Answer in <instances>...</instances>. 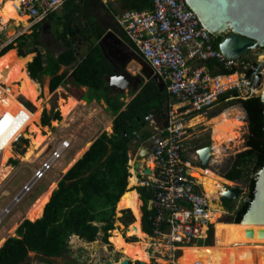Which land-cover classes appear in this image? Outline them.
Segmentation results:
<instances>
[{"label":"trees","instance_id":"obj_1","mask_svg":"<svg viewBox=\"0 0 264 264\" xmlns=\"http://www.w3.org/2000/svg\"><path fill=\"white\" fill-rule=\"evenodd\" d=\"M96 5L108 7L101 0H68L63 6L65 11L63 16L55 11L46 18L62 23L65 28L62 33L59 30L55 31L68 48L58 57L44 54L39 50L41 43L38 27L41 21L33 26L32 34L18 36L0 52V56L14 53L17 60L23 62L26 67L33 58L32 53L36 52L34 60L28 64V71L33 80L42 82L45 76H52L50 84L52 92L70 83L71 86L67 89L69 94L87 102L92 101V97L84 91L85 87L89 88L91 94L99 92L96 98L104 99L115 115L113 132L101 133L85 154L63 174L58 188L45 206L43 216L35 221L25 219L17 228L16 236H11L5 241L0 248V264H27L31 253L39 255L47 264L53 263L54 258L63 257L69 253L70 239L74 235L86 242H94L99 238L100 232H103V240L109 243L110 232L115 229L114 218L117 205L127 191L131 176L129 172L131 144L138 133H142L145 139L159 133L144 129V126L149 124L145 119L146 116L154 109H158L160 113L169 112L170 105L179 102L172 99L167 88L161 90L155 79L142 84L141 90L128 104L115 101L112 95L114 92L105 80V77L113 72V66L99 44V40L107 32V26H103L89 15V8ZM108 8L114 14V9ZM118 8L117 10H121L122 13L128 10L143 11L152 9L153 3L151 0H119ZM79 14L89 19L88 27L81 31L88 44L85 52H80L78 46L72 41L73 37L69 36V32L75 30L73 24L80 25L77 22ZM57 17H61L62 20L56 19ZM113 29L129 42L123 28H118L114 23ZM220 40L221 38L215 43L216 47L219 46ZM32 46L34 48L30 49ZM16 47H19L20 56L15 50ZM206 65L213 73H227V70L216 60L206 62ZM62 66L73 68L72 82L67 81L69 71L60 73ZM252 72L250 70L249 75ZM232 93L234 92H227L223 98ZM57 98L55 94L51 113L44 112V125L61 119L60 111H56ZM236 102L241 104L248 114L249 134L245 149L235 157L225 179H246L249 187L247 197L254 199L256 181L253 174L264 165V102L261 96L238 98ZM165 133L163 132V135ZM6 154L2 153L3 161ZM10 158L12 156L8 155L7 163ZM14 163L17 161L14 160ZM206 170L217 176L214 170ZM138 188L144 202L143 227L148 234L152 235L153 228L148 210L152 192L144 186ZM223 200L227 208L234 209V206H231L233 200L228 198ZM249 206V202L243 201L236 209L234 222H227L225 226L215 225L214 244L202 246L220 244L224 230L237 229ZM127 216L131 218L129 209ZM216 218L217 216H214L212 221Z\"/></svg>","mask_w":264,"mask_h":264},{"label":"built area","instance_id":"obj_2","mask_svg":"<svg viewBox=\"0 0 264 264\" xmlns=\"http://www.w3.org/2000/svg\"><path fill=\"white\" fill-rule=\"evenodd\" d=\"M18 13L28 15L35 23L45 20L49 14L59 11L68 0H17ZM107 4V0H101ZM152 9L128 10L118 22L129 38L133 50L150 65L154 73L167 83L173 99L188 106L187 114L213 118V110L221 102L233 98H250L258 95L264 85V47L254 59L228 58L215 43L222 35L213 34L200 20L187 0H151ZM1 27V24H0ZM216 60L227 73L211 72L206 62ZM252 74L249 75V71ZM261 75V83L255 85ZM5 85L0 83V95ZM227 92H234L224 97ZM226 107H223V111ZM222 111V112H223ZM221 112V113H222ZM23 111L6 112L0 116V162L2 150L9 139L18 133L27 119ZM188 121L172 117L166 132L155 146V166L151 174L142 171L140 186L148 188L152 197L148 203L153 240L160 238L174 252L172 264H177L182 249L202 246L212 236L214 241L216 221L203 184L193 175L198 160L189 152ZM62 139L51 155L34 171L31 180L14 198V202L30 191L34 184L62 157L71 145ZM18 143V139L13 142ZM0 183V193L4 190ZM144 202H142V218ZM223 214L218 221H228ZM178 254V255H176ZM195 264H201L196 261Z\"/></svg>","mask_w":264,"mask_h":264},{"label":"rangeland","instance_id":"obj_3","mask_svg":"<svg viewBox=\"0 0 264 264\" xmlns=\"http://www.w3.org/2000/svg\"><path fill=\"white\" fill-rule=\"evenodd\" d=\"M3 1L4 0H0V5L3 3ZM105 5L110 8L112 7L114 9V14L111 12V10H109L108 7L103 8L101 5H96L89 8V15H91L93 19L101 23V17L103 15L106 16L105 14L108 15L110 14L109 16H111L112 20L109 21H112V23L113 24L115 23L118 28L122 29L121 25L118 22V18L122 14L121 10H117L119 6V0H107V4ZM58 13L60 14V16H63L65 14V11L62 8L58 11ZM22 16H26V15H22ZM78 16L79 17L77 22L80 24L79 26H82L81 27L82 29L88 27L89 19L84 17L82 14H79ZM56 19L62 20L61 17H57ZM46 20L51 22V26L46 25V27L43 29L42 23H44ZM46 20L41 21L40 26L38 27L40 31L39 40L41 43V45L39 46V50H41L44 54H51L53 56L58 57L62 53H64L68 48L64 40H62L55 31L59 30V32L62 33L63 31H65V28L62 23L56 20L54 22L50 19H46ZM26 23H28V27L23 26L22 23L20 26H17L16 28L9 26V28H6L4 31L0 33V52L3 50L5 46H7L10 42L15 40L18 36H21L23 34L33 33L34 30L33 26L37 23H35V21L32 20L29 16L26 19ZM110 27L111 26L108 25V27H106L107 30ZM226 34H228V32L224 33L223 35ZM72 41H74V44L78 46L80 52H85L87 50L88 44L85 42L84 37L81 33L77 34V40L72 39ZM72 41L70 39L71 43H73ZM112 41L113 40L109 38V42ZM33 48L34 46L30 47V49ZM15 50L18 56H20L19 47H16ZM261 52L262 51L260 49L254 50L251 51L246 57H248L249 59H254L256 54H260ZM32 54H33V58H32L33 60L37 55V53L33 52ZM116 60L119 62V64H121V62H123L125 58L121 57V55H118V59ZM127 69L132 74H135V71L143 70V66L140 64L139 61L133 59L128 64ZM135 75H139V74H135ZM36 81L40 84V91H41L40 100H42L40 115L36 125L38 127H41L43 131V135L46 138V141L41 146V148L38 151H36L35 155H33L32 161L30 160L31 162L26 160L25 157L29 147L31 146L32 138L35 136V133H33L30 130V127H28V129L25 130V135L22 136L25 139V144L14 143V146L11 151L2 150V153H7V154L5 156L4 161L1 158L0 174L3 171V169H5V167L7 166L12 167L13 170L7 178H5L4 180H0V183H2L5 187L4 190L0 193V240L2 238L6 240V238L10 236H16V230L18 228V225L16 224V220H18L21 217L28 219L26 216L27 210L30 208L32 203L35 202V199L46 190L51 189L52 185L54 183L56 184V182L62 178L63 168L67 165V163H69L70 161H72V159H74L77 153L81 152V150L85 147V145L80 146V142H83V144L85 142L87 143L88 141L94 139L99 133L106 130L111 131V129L113 128V126L110 123L113 121L114 113L112 112V110L109 109L108 103L104 99L98 100L96 98L100 94L99 92L94 94L88 92L89 96L92 97V101L87 102L84 100L83 102L77 104L73 112H71L69 115H63V113L60 110V100L68 99L70 94L67 89L69 87L63 86L58 88L57 91L52 92L50 90V85H49L50 77L45 76L42 82H40L39 80ZM6 90L7 93L13 92L11 87L9 90L8 89ZM261 91H264V85L260 90H258L257 92L258 95L262 93ZM113 92L114 93L112 95L114 96L115 101L125 102L127 104L133 99V97L135 96L134 94L137 93L138 91L134 90L132 87L130 91L122 93L124 94V96H122V94L117 93L116 89L113 90ZM55 94H57L58 96L56 111H60L61 119L53 120L50 122L49 125H44L43 124L44 112L47 111L51 113L53 108V97ZM237 99L238 98H233L230 101L221 102V105L226 107V110L224 112L225 113H227L228 111L232 112V114H234L233 117L237 121V123L234 122L236 128L235 136L230 135L229 138L223 142L222 136L218 129V122L216 124L217 126L216 130H213L212 124L214 121L211 120V118L210 119L206 118L205 116L204 117L207 120L203 117L204 121H202L201 123L193 127L189 126L191 129L189 132L188 147H189V152L193 156V158H196L197 150L199 148L209 144L212 145L215 144L214 146H216L218 145L219 142H222L220 144L221 152L219 157H216L214 155L212 159L213 165L210 168H203V169L214 170L219 175V177L222 180L221 194L225 190L223 188V186L225 185H232V186L238 185L243 190L241 198L233 200L231 202V206H234V209L231 208L225 209L224 200L222 199L221 196L219 200L214 199L213 201L209 202V207L212 211V214L217 216V218L215 219L216 225H221V226H225L226 223L222 221H218V219L223 214H226L227 217L230 216L234 219L236 209L245 200L249 192L248 182L246 181V179L239 180L240 182L238 183H233L232 181L225 179L226 177L225 175L228 172L233 160L238 155V153L242 152L245 149L244 146H245L246 138L247 135L249 134L248 119L246 117L243 106L236 102ZM19 100L31 112H36L39 109V107L34 102L27 99L23 95H19ZM186 106L187 105L183 103L173 104L171 108L172 110L170 109V111L166 113L168 114V116L170 113L171 117H178L191 121L190 119L192 118L194 119L196 116L192 117L190 115H186L188 109V107ZM223 119L226 120L227 115L226 117H223ZM209 120L211 121L208 122ZM152 124L155 125L154 123ZM62 139L71 140L72 142L70 147L66 149L62 157L45 173V175L34 184V186L30 191L26 192L25 195L20 196V199L17 202H14V198L21 193L24 185L31 180L34 171L42 166V163L51 155L53 150L57 147L58 142L61 141ZM230 141L233 142L230 143ZM37 154H40V156L37 157L36 156ZM8 155L12 156V158H10L7 163ZM14 160H16L17 163H14ZM132 161L135 162V158L132 159V155H131L129 162L130 165L129 172L131 175H132L131 169H133ZM148 161L152 163L151 167L153 168L155 166V156L150 157ZM196 167L202 168L199 163H197ZM195 170L200 174H202V181L205 182L207 180V175L200 172L198 168H196ZM139 186H140L139 183L133 186V189H136L138 193H139V188H138ZM128 189H130L129 183L127 190ZM140 200L141 202H143L141 195H140ZM211 203L214 205L217 204L218 205L217 209L223 208V210L220 211L212 208L210 205ZM127 210L128 209H120L118 208L117 205L116 216H115L116 220H114L115 229L111 230L110 232L111 236L109 237V243H106L103 240L104 234L102 233L99 235V238L96 241L82 243V244H80L77 241L74 242L73 239L71 238L70 239L71 248H69V253L65 254L62 258L55 259L54 260L55 263L53 264H62V263L63 264H75V263L96 264L95 263L96 259L99 260L98 264H105V263L107 264L108 260H112L111 264H121L122 260L124 259L131 260V264H138L137 261H133L131 258L117 251L115 249V246L111 242V237L113 236V231L115 230H118L120 233H122V235L126 238L128 242H141L140 239L136 236H127L126 229H122L121 227L124 226L126 228L135 221V216L133 215L130 209L129 210L131 211V218L127 216ZM141 214H142V206H141ZM140 221L142 226L143 224L142 215ZM12 223L14 224L12 225ZM233 230L235 229H232V231ZM224 233L220 239V244L218 245L234 246V241L232 239L230 240L226 239L224 237ZM147 236L150 239L143 240V244H145V247H148L147 250L150 252L149 253L150 261L146 264H163V263L165 264V262L167 263L168 261L171 262L170 264H172L173 261L172 255L174 254V252L170 249L168 244H166V242H163V240H161L160 238H158L157 240H152V238L149 235ZM213 244L214 241L212 236L209 238L207 242L204 243V245H213ZM37 261H42L41 257L37 254H32L30 259H28L27 264H36ZM115 261L118 262L116 263ZM139 264L141 263L139 262Z\"/></svg>","mask_w":264,"mask_h":264},{"label":"bare ground","instance_id":"obj_4","mask_svg":"<svg viewBox=\"0 0 264 264\" xmlns=\"http://www.w3.org/2000/svg\"><path fill=\"white\" fill-rule=\"evenodd\" d=\"M18 1L17 0H4L0 5V32L4 31L6 28L20 26L23 23V26L28 27V23H26V19L28 15L22 16L18 13L17 9ZM14 29V28H13ZM14 33V31H13ZM17 34V33H16ZM27 67L25 64L16 59L13 53H8L4 56H0V83L5 84L6 86H10L13 92L7 93V88L3 89L2 94L0 95V116L4 115L6 112L17 113L19 111H23L25 113L26 121L23 123L22 127L18 131L16 135L9 139V142L5 146L3 150L11 151L13 148V142L18 138L25 135V130L30 127V130L35 133V136L32 138L31 146L28 149L27 154L25 155L26 160L32 161L33 155H35L36 151H38L41 146L45 143L46 138L43 135V131L41 127H38L36 124L38 122V118L41 110V102L40 100V84L33 80L29 73L27 72ZM18 82V83H16ZM9 87V88H10ZM264 93V91H261ZM260 93V94H262ZM19 95L25 96L27 99L34 102L39 109L36 112H31L20 100ZM80 100H76L74 98L69 99H61L60 100V110L63 115H69L73 112L74 108L79 104ZM243 114V112H242ZM230 119L227 123V119L223 122L219 123L218 129L222 136V140L225 141L229 138V136H235L236 128L234 122L237 123L236 119L233 117L232 112H228L227 114H221L216 118H213V130H216V124L218 121L222 120L223 117ZM205 118V117H204ZM204 118L201 116H196L194 119H190L187 124L190 127L196 126L197 124L204 121ZM56 122V121H55ZM210 122V121H208ZM36 128V129H35ZM46 130V127H45ZM213 147L214 154L216 157H219L221 148L220 144ZM215 145V144H214ZM89 144H86L85 147L81 150V152L77 153L75 156V160L78 159L82 153L88 148ZM222 155V154H221ZM37 157L40 154L36 155ZM73 159V160H74ZM215 159V158H214ZM222 159V158H221ZM72 160V161H73ZM30 161V162H31ZM150 166L152 165L149 162ZM74 164V163H73ZM134 164V161H132ZM72 166V165H71ZM144 164H141V168H143ZM70 168V167H69ZM68 168V169H69ZM200 172L207 175V180L205 182L202 181V174L197 172L195 169L193 170V175L197 178V181L203 184V188L205 190L206 196L209 202L214 199L219 200L222 192V180L217 174V177L214 173L209 170L197 167ZM67 169V170H68ZM12 167L7 166L0 174V180H4L9 176L12 172ZM211 170V169H210ZM132 175L129 178V186L124 195L121 197L118 208L120 209H130L135 216V221L128 227L121 226L122 229H126L127 236H136L140 239L141 242H128L126 238L120 233L118 230L113 231V236L111 237V242L115 246V249L125 256L131 258L133 261L140 262L141 264H146L150 261L149 252L147 250L148 247H145L143 244V240L150 239L145 232H143L141 227V206L142 202L140 200V194L136 189H133V186L137 185L138 177L136 169H131ZM55 187V184L52 185L49 193L45 195L43 198L39 199L33 207L27 212V218L30 220H37L42 216L45 205L50 200L51 190ZM225 189V186H223ZM215 194V195H214ZM212 208L217 209V204H210ZM222 211L223 208L217 209ZM215 215L212 214L213 218ZM244 222V221H243ZM240 223L239 227L235 230L226 229L224 233V237L226 239H232L234 241V246H223V245H215V246H191L185 247L182 249V253L180 258L176 260L177 264H195L196 261H200L201 264H264V243H238L236 240V234L241 227L242 223ZM153 240V239H152ZM5 242V239L2 238L0 240V247ZM162 260V259H161ZM167 261V260H166ZM171 262H165V264H170ZM164 264V263H163Z\"/></svg>","mask_w":264,"mask_h":264},{"label":"water","instance_id":"obj_5","mask_svg":"<svg viewBox=\"0 0 264 264\" xmlns=\"http://www.w3.org/2000/svg\"><path fill=\"white\" fill-rule=\"evenodd\" d=\"M187 2L197 13L201 22L213 34L223 35L228 32V34L221 37L219 42L220 50L228 58L241 59L251 51L264 47V0H187ZM12 26L14 27V24ZM109 38L113 41L109 42ZM113 43L126 44L124 39L111 28L99 40V44L108 59L107 50L114 45ZM134 54L124 55L122 73L115 71L105 77L110 87L116 88L119 94L130 91L132 87L139 92L142 84L153 78L160 89L163 90L165 86L163 78L156 75L150 65V68L146 67L148 64L139 55L135 54L134 56ZM133 59L139 61L145 68L139 75H133L127 70L129 61ZM261 77L260 74L256 77V86L260 85ZM7 89L10 88L7 87ZM260 96L264 102V93ZM245 114L248 119L246 111ZM145 119L150 123H155L159 131H164L170 124L168 114L165 112L160 113L158 109H154ZM232 142L230 141V143ZM18 143L25 144V139L23 137L18 138ZM214 155L213 145L209 144L199 148L196 157L202 168H210L213 165ZM141 156H149V150L146 147L142 148ZM140 166L141 164L137 163L136 169H139ZM142 171L149 175L152 172V167L148 164L144 170L137 171V177L140 180L143 179ZM253 178L256 181L255 197L254 199L246 197L244 200L249 202L250 206L241 220V222H244L235 235L238 243H264V165L253 174ZM230 181L233 183L240 182L239 180ZM242 193L243 190L238 185H225L221 197L236 200L241 198ZM224 208L227 209L226 206ZM227 219L234 222V219L230 216ZM114 220H116V217ZM111 263L112 260L107 261V264ZM121 264H131V260L124 259Z\"/></svg>","mask_w":264,"mask_h":264},{"label":"crops","instance_id":"obj_6","mask_svg":"<svg viewBox=\"0 0 264 264\" xmlns=\"http://www.w3.org/2000/svg\"><path fill=\"white\" fill-rule=\"evenodd\" d=\"M113 13V12H112ZM111 17V16H110ZM38 23V22H37ZM1 33V32H0ZM120 36V35H119ZM121 37V36H120ZM122 38V37H121ZM124 41H125V43L126 44H114V45H112L111 47H110V49H108L107 50V53L109 54V61L112 63V66H113V72H115L116 70V65H119V62L116 60V59H118V55H121V57H124V55H126V54H132V53H135L137 56L139 55V54H137L134 50H133V48H132V45H131V42H130V40H129V42H127L125 39H124ZM118 46L121 48V46L122 47H125V52H124V50H122V49H120V48H118ZM11 53V52H10ZM14 54V53H13ZM30 54V53H29ZM135 54H134V56H135ZM15 56V55H14ZM16 57V56H15ZM139 57L140 58H142L140 55H139ZM17 59V58H16ZM34 60V59H33ZM32 60V61H33ZM31 62V61H30ZM131 61H129V63H130ZM114 63V64H113ZM128 63V64H129ZM28 64H29V62H28ZM28 64H27V70H28ZM141 64V63H140ZM142 65V64H141ZM143 66V65H142ZM118 67V66H117ZM122 67H123V63H122ZM146 67H149V65H147ZM127 68H128V66H127ZM150 68V67H149ZM143 69H145L144 67H143ZM123 70V69H122ZM128 70V69H127ZM64 71H69V74H68V76H67V81L68 82H72L73 81V79H74V76H73V68H71V67H66V66H62V68H61V70H60V73H63ZM129 71V70H128ZM142 71L143 70H138V71H135V74H141L142 73ZM28 73H29V71H27ZM116 72H119L118 71V69H117V71ZM123 72V71H122ZM130 72V71H129ZM120 73V72H119ZM135 74H133V75H135ZM29 75H30V73H29ZM48 77H50V84H51V80H52V76H48ZM153 79V78H152ZM149 81V80H148ZM107 82V81H106ZM164 82H165V86H164V88H167V83H166V81L164 80ZM17 83V82H16ZM108 83V82H107ZM49 84V85H50ZM109 84V83H108ZM5 85V84H4ZM64 87L65 86H67V87H70L71 86V84L70 83H68L67 85H63ZM63 86H60V87H63ZM110 86V85H109ZM5 87L7 88L8 86H6L5 85ZM59 87V88H60ZM66 87V88H67ZM111 89H112V87H110ZM116 88H113V90H115ZM51 90V89H50ZM58 90V89H57ZM56 90V91H57ZM84 91L85 92H89V88H87V87H85L84 88ZM116 92H117V89H116ZM118 93V92H117ZM138 93H135L134 95L136 96ZM124 95V94H123ZM134 96V97H135ZM133 97V98H134ZM69 98H74V99H76V100H78L77 98H75L74 96H71V95H69V97H68V99ZM173 99V98H172ZM81 101H84V100H81ZM224 102V101H223ZM129 103V102H128ZM127 103V104H128ZM178 103H180V102H177V103H173V104H178ZM173 104L172 105H170V109L172 108V106H173ZM186 107H188V106H186ZM223 107L224 106H222L221 104L220 105H218L217 106V108H215L214 110H213V115L215 116V115H221V114H224L225 112V110L223 111ZM123 109H125V107L123 108ZM172 110V109H171ZM223 111V113H221ZM163 112H165L166 113V111H163ZM229 112V111H228ZM227 112V113H228ZM226 113V114H227ZM171 114L169 113V117H170V119L172 118L171 116H170ZM186 115H190V116H192V117H195V116H201V117H204V116H202V115H193V114H186ZM232 115H234V114H232ZM218 116H216V117H218ZM191 117V118H192ZM216 117H213V118H216ZM207 118V117H206ZM205 118V119H206ZM114 119H115V115L113 116V121H114ZM208 119H210V117L208 118ZM231 119V118H230ZM230 119H227V123L230 121ZM207 120V119H206ZM211 120H213L212 118H211ZM211 120H209V121H211ZM229 120V121H228ZM113 121L110 123L112 126H113ZM188 121V120H187ZM223 121H225L224 119H222V120H220V121H218V126H219V123L220 122H223ZM189 122V121H188ZM215 122V121H214ZM155 124V123H154ZM152 123H150L149 122V124L147 125V126H144V129H150V130H152V131H154V132H159V133H157L156 135H154L153 137H151V138H148V139H145L144 138V136H143V134L142 133H138L137 134V137L136 138H134V140H133V142H132V144H131V149H130V157H131V155H132V159L133 158H135V162H134V164L132 165L133 166V168L134 169H136V164L137 163H140V164H144V166H143V168H141V166H140V168L139 169H136V172L137 171H139V170H144L147 166H148V160L150 159V157H152V156H154L153 155V152H154V149H155V146L157 145V143H158V141L161 139V137L163 136V132L162 131H159V130H157V128H156V124L155 125H153ZM213 125H214V123L212 124V128H213ZM107 132H109V133H112L113 132V128L111 129V131H108V130H106ZM104 132V131H103ZM103 132H101V133H103ZM101 133H99L94 139H92V140H90V141H88L86 144H90V146L84 151V153H82V155L77 159V160H75L74 159V161H70L69 163H67V165L63 168V170H62V173L63 174H65L66 172H67V169L69 168V167H71V165L73 166L84 154H85V152L91 147V145L93 144V142L98 138V136L101 134ZM212 138H213V136H212ZM73 140V139H72ZM81 141H83V140H81ZM224 142V141H223ZM83 144V142H80V146H84V145H86V144ZM222 143V142H221ZM220 143V144H221ZM219 144V145H220ZM218 146V145H217ZM143 147H146V149H148L149 150V156H146V157H143V156H141V150H142V148ZM213 147H215L214 145H213ZM75 158V157H74ZM73 160V159H72ZM74 163V164H73ZM4 170V169H3ZM59 181L60 180H58L57 182H56V184L54 183V182H52V183H54L55 184V187L51 190V193H50V197L52 196V194H53V192L55 191V189H57L58 188V183H59ZM51 183V184H52ZM49 191H50V189L49 190H46L45 192H43L42 194H40L36 199H35V202L37 201V200H39V199H41V198H43L45 195H47L48 193H49ZM51 199V198H50ZM50 200H48V202H49ZM11 202V201H10ZM9 202V203H10ZM35 202H33L32 203V205L30 206V208L27 210V212L31 209V207L35 204ZM8 205V204H7ZM46 206V205H45ZM44 209H45V207H44ZM27 214V213H26ZM43 214H44V210H43V213H42V216H43ZM27 216V215H26ZM41 216V217H42ZM40 217V218H41ZM25 220V218H23V217H21V218H19L18 220H16V224L18 225V227H19V225L23 222ZM14 223H12V225H13ZM103 234V232H100V234ZM99 234V235H100ZM11 237V236H10ZM9 238V237H8ZM8 238H6V240L8 239ZM72 239H73V241L74 242H79L80 244H82V243H88V242H86L85 240H83V239H81V238H79L78 236H76V235H74V236H72L71 237ZM5 240V241H6ZM74 247V246H73ZM70 248H71V246H70ZM149 252V251H148ZM150 253V252H149ZM32 254H36V253H32ZM32 254H31V256H32ZM58 258H62V257H58ZM58 258H54L53 260H55V259H58ZM116 263L118 262V261H115ZM53 263H55V262H53ZM53 263H50V264H53ZM95 263L96 264H98L99 263V260L98 259H96V261H95ZM36 264H47V263H45V262H42V261H37L36 262ZM63 264V263H62ZM106 264V263H105Z\"/></svg>","mask_w":264,"mask_h":264},{"label":"flooded vegetation","instance_id":"obj_7","mask_svg":"<svg viewBox=\"0 0 264 264\" xmlns=\"http://www.w3.org/2000/svg\"><path fill=\"white\" fill-rule=\"evenodd\" d=\"M105 15L106 16L103 15L101 17V23L103 24V26H107V27H108V25H110L111 27L109 29H111V28L113 29V23H112V21H109V20H111V17L108 14H105ZM46 25L51 26V22H49L48 20H46L44 23H42V28L44 29L46 27ZM73 26L75 27V30L70 31L69 32V36L70 37L72 36L74 40H77V34H80L81 33L82 28L78 24H76V23H74ZM118 48H120V47L118 46ZM120 49L124 50V52H125V47H122L121 46ZM122 63L123 62H121V64H119V65H116V69H115L116 71L118 69V71L120 73H122V71H123L122 70L123 69Z\"/></svg>","mask_w":264,"mask_h":264}]
</instances>
